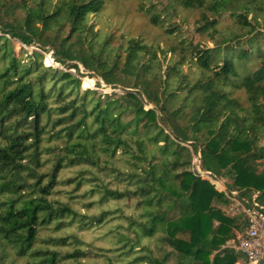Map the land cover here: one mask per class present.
<instances>
[{
	"label": "trees",
	"instance_id": "1",
	"mask_svg": "<svg viewBox=\"0 0 264 264\" xmlns=\"http://www.w3.org/2000/svg\"><path fill=\"white\" fill-rule=\"evenodd\" d=\"M181 4L202 11L196 34H209L214 44H190L191 64L201 73L195 81L182 69L183 62L165 68L166 51L160 47L134 38L124 52L113 46L111 36L90 24L105 0H0V264L19 259L77 263L86 257L84 249L62 252L72 238L83 243L77 233L44 239L41 230L82 232L114 220L125 222L109 232L115 237L108 241L117 248L99 256L105 264L239 262L234 250L222 247L244 231L245 221L217 208L228 205L225 195L190 167L198 156L201 167L219 177L233 171L230 188L245 195L260 192L264 204V50L256 34L246 41L239 35L218 41L223 15L249 34L264 28V0ZM18 11L24 16L19 18ZM145 11L153 25L165 27L155 4ZM250 13L255 15L248 21ZM175 31L166 28L167 34ZM24 47L40 51L29 55ZM49 54L64 69L45 66ZM80 67L89 74H81ZM87 75L115 90L121 86L137 92L103 97L82 89ZM122 77L132 78L133 84L126 86ZM228 87L244 90L248 106ZM146 105L153 108L146 110ZM187 118L207 137L194 142L184 132L178 136L172 125L182 130L180 123ZM119 159L122 166H117ZM102 163L124 190L93 185L86 195L98 196L94 203L101 211L96 215L50 200L59 183L77 181L79 189L91 180L78 175L64 182L59 178L63 169L82 164L97 169ZM110 200H134L136 214L121 218L118 208L103 209Z\"/></svg>",
	"mask_w": 264,
	"mask_h": 264
},
{
	"label": "rangeland",
	"instance_id": "2",
	"mask_svg": "<svg viewBox=\"0 0 264 264\" xmlns=\"http://www.w3.org/2000/svg\"><path fill=\"white\" fill-rule=\"evenodd\" d=\"M20 1V0H18ZM57 0H54L56 2ZM240 2H245L248 0H239ZM155 4L157 8L158 15L165 19V27L155 26L151 23V15L145 11V8L151 9L152 5ZM242 13V12H240ZM202 11L196 9H186L182 6L181 0H105L104 10L97 16L90 17V24L95 25L96 30H100L103 36H111V44L113 46L122 48L121 51H125L127 47V41L129 39H140L145 44L160 47L166 51V59H163V62L166 65L170 62H183V70L185 73L190 74L191 80H197L201 73L191 64L192 49L190 44L194 42V45L198 44L201 46L214 47L213 42L211 41L209 34L198 35L196 34V28L199 20L201 19ZM254 13L248 14V21L252 20ZM17 16L19 18L24 16V13L18 11ZM220 25V35L218 41L222 42L224 40L230 41L236 35L241 36L243 41H246L253 35L256 36V40L259 46L264 50V28L259 27L255 32L249 34V30H244L238 26L235 21L229 15H223L219 18ZM173 27L175 28V33L173 35L166 33V28ZM261 32L262 34H257ZM68 35V28L65 29L64 36ZM219 36V35H218ZM256 42V43H257ZM19 46H22L18 43ZM30 55L34 50L40 51L36 47H24ZM52 55H46L44 64L47 66H52L53 68L64 69L60 64L53 63L51 58ZM53 59V58H52ZM54 61V59H53ZM55 62V61H54ZM70 72L77 76V73L74 70ZM81 74H89L85 72L83 67H80ZM87 75L85 78L81 79L82 89H91L96 90L103 97L111 94L125 95L128 92L136 93V89L124 88L118 86L119 89H113L111 86H107L99 78H89ZM92 81V83H90ZM121 82L126 86H131L133 84L132 78L122 77ZM100 84V87H97ZM89 88H86V86ZM227 91L231 92L234 98L239 99L245 106H248L247 95L244 90L232 89L231 87L227 88ZM144 103L146 104L145 97L142 96ZM153 106L146 105L145 109H152ZM161 118L158 117L157 121L160 122ZM188 118L180 123L182 130L179 129L177 123H173L172 128L176 134L180 137H183L182 132L188 134L194 142L197 140H203L206 134L198 132L193 129V127L188 124ZM198 138V139H196ZM189 146V145H188ZM46 158V157H45ZM117 166H122V161L119 159ZM51 163L45 166L41 173L49 170ZM51 173V170L49 171ZM89 172V173H88ZM93 174H90V173ZM85 175L86 178H91L90 181L84 182L82 186L78 188L77 181L70 185L59 183L56 187V192L50 196V200L61 202L67 204L75 210L79 211L82 214L90 213L91 215H96L100 210V205L95 204V200H98V196L94 195L93 199H89L86 195L90 191V188L93 185H100L99 187H109L111 189H119L120 191L124 190V185L119 184L118 181L110 175V170L107 165L102 163L101 167L97 169H92V167L87 165H79L63 169L59 175L60 180L64 179V182L73 180L76 176ZM233 171H226L225 175L221 178L227 182L229 188L233 184ZM93 178H98L96 181ZM77 180V179H76ZM83 180V179H82ZM236 189H238L236 187ZM222 205H217L221 211H223ZM103 209H117L120 210L118 216L124 215H135L136 206L134 200L126 201H114L110 200L103 203ZM224 213V211H223ZM226 215V213H224ZM124 220H114L106 227H100L99 229H91L88 231L79 232L76 229L62 230L55 232L53 227L50 229H42L41 237L46 239L50 236H61L65 235L68 231L77 233L78 237L83 240V243L78 245L75 242V238L69 240L71 246H68L62 250L63 253L69 251L72 252L74 248H82L86 252V257L81 259L77 263L72 264H86L87 262H96L97 264H105L103 259L99 256L103 254L106 250H115L117 245L110 243L108 240H111L115 235H109L111 229L121 227ZM124 230V229H122ZM79 232V233H78ZM237 235V234H236ZM113 236V237H112ZM112 237V238H111ZM110 238V239H109ZM233 241V240H231ZM135 250H139L137 247ZM170 248H167V251H170ZM13 255L10 254V260H13ZM14 264H29L27 260L19 259L16 260ZM119 264V263H117ZM169 264H173L172 259L169 261Z\"/></svg>",
	"mask_w": 264,
	"mask_h": 264
},
{
	"label": "built area",
	"instance_id": "3",
	"mask_svg": "<svg viewBox=\"0 0 264 264\" xmlns=\"http://www.w3.org/2000/svg\"><path fill=\"white\" fill-rule=\"evenodd\" d=\"M190 171L225 195L228 205L223 211L227 216L240 217L246 223L244 231L222 250H234L240 256L237 264H264V204L260 202V192L245 195L240 189L229 188L224 179L201 167L198 156H194Z\"/></svg>",
	"mask_w": 264,
	"mask_h": 264
}]
</instances>
